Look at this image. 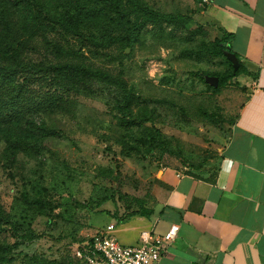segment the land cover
Returning <instances> with one entry per match:
<instances>
[{
  "label": "rangeland",
  "instance_id": "obj_1",
  "mask_svg": "<svg viewBox=\"0 0 264 264\" xmlns=\"http://www.w3.org/2000/svg\"><path fill=\"white\" fill-rule=\"evenodd\" d=\"M144 1L183 21L149 24L133 48H123L119 31L68 34L45 15L38 37L13 55L31 66L72 61L122 75L140 124L159 129L161 138L149 139L143 126L122 127L118 92L101 83L76 97L73 114H40L58 132L47 151L0 161V204L10 220L0 222V245L18 244L10 264H79L77 248L109 223L122 241L125 216L150 206L156 168L177 163L205 175L218 167L250 77L214 90L228 66L213 55L220 33L200 18L204 0Z\"/></svg>",
  "mask_w": 264,
  "mask_h": 264
},
{
  "label": "crops",
  "instance_id": "obj_2",
  "mask_svg": "<svg viewBox=\"0 0 264 264\" xmlns=\"http://www.w3.org/2000/svg\"><path fill=\"white\" fill-rule=\"evenodd\" d=\"M200 18L234 35L228 47L250 72L244 102L216 170L156 168L150 215L122 221L118 240L139 246L176 224L159 264H264V0H210Z\"/></svg>",
  "mask_w": 264,
  "mask_h": 264
},
{
  "label": "trees",
  "instance_id": "obj_3",
  "mask_svg": "<svg viewBox=\"0 0 264 264\" xmlns=\"http://www.w3.org/2000/svg\"><path fill=\"white\" fill-rule=\"evenodd\" d=\"M45 15L68 34L76 35L95 28L102 32V37H111L110 33L119 31L123 48H133L140 32L149 24L183 21V16L159 12L144 0H0V161L14 162L21 153L31 158L43 155L47 151L48 139L57 136L58 132L39 115L73 114L76 97L92 93L96 83L117 90L122 127L129 130L135 125L143 126L132 110L134 95L122 75L81 62H50L37 66L23 60L16 63L13 55L19 52L20 45L38 37ZM233 38V34L223 31L216 40L218 48L213 55L223 56L228 66L218 74L216 91L241 75H250L238 54L229 48L238 59V66H235L230 53L226 52L225 44L228 46ZM143 127L149 139L160 142L159 129ZM191 172L195 173V169ZM150 213L145 207L130 210L123 221L134 216H149ZM0 222L10 223L1 204ZM17 245H0V264L13 261ZM39 264L60 263L44 259Z\"/></svg>",
  "mask_w": 264,
  "mask_h": 264
},
{
  "label": "built area",
  "instance_id": "obj_4",
  "mask_svg": "<svg viewBox=\"0 0 264 264\" xmlns=\"http://www.w3.org/2000/svg\"><path fill=\"white\" fill-rule=\"evenodd\" d=\"M178 230L179 225L175 224L165 237L144 233L142 244L131 246L122 244L114 234L115 224H109L80 245L76 257L79 264H159Z\"/></svg>",
  "mask_w": 264,
  "mask_h": 264
},
{
  "label": "water",
  "instance_id": "obj_5",
  "mask_svg": "<svg viewBox=\"0 0 264 264\" xmlns=\"http://www.w3.org/2000/svg\"><path fill=\"white\" fill-rule=\"evenodd\" d=\"M230 55H232V60H233V62L235 61L237 64H238V59L236 58V56L234 55V54H230ZM235 62H234V64H235ZM210 81H211V83H213L214 85H218V78H216V77H212L211 79H210Z\"/></svg>",
  "mask_w": 264,
  "mask_h": 264
}]
</instances>
